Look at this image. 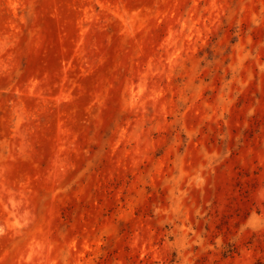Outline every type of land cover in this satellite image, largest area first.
<instances>
[{
  "label": "rangeland",
  "instance_id": "374dc122",
  "mask_svg": "<svg viewBox=\"0 0 264 264\" xmlns=\"http://www.w3.org/2000/svg\"><path fill=\"white\" fill-rule=\"evenodd\" d=\"M0 264H264V0H0Z\"/></svg>",
  "mask_w": 264,
  "mask_h": 264
}]
</instances>
